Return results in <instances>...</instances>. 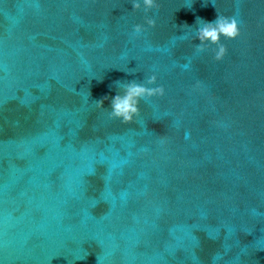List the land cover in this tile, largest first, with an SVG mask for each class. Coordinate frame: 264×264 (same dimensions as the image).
<instances>
[{"label":"water","instance_id":"95a60500","mask_svg":"<svg viewBox=\"0 0 264 264\" xmlns=\"http://www.w3.org/2000/svg\"><path fill=\"white\" fill-rule=\"evenodd\" d=\"M0 264H264V0H0Z\"/></svg>","mask_w":264,"mask_h":264},{"label":"clouds","instance_id":"9594fccd","mask_svg":"<svg viewBox=\"0 0 264 264\" xmlns=\"http://www.w3.org/2000/svg\"><path fill=\"white\" fill-rule=\"evenodd\" d=\"M133 7L139 9L143 7L144 11L150 10L156 3V0H132ZM201 23L197 26L195 31V40H198L202 46L203 42L208 41L215 43L219 40L221 35L227 37H234L237 35V21L234 18H227L222 16L215 17L214 20L206 21L200 17L196 18ZM148 24H154V20L148 19ZM190 27V26H189ZM142 26L134 25V32L139 33ZM223 53V47L220 46L217 53V58ZM155 75L147 77L145 82H140L135 79L127 81H115L118 91L110 99V115L115 118H119L124 122L132 121L133 118L139 112V101L145 96H151L153 94L161 93V87H150L155 81ZM109 97L104 96L101 99L95 100L98 107L103 108L104 100H108Z\"/></svg>","mask_w":264,"mask_h":264}]
</instances>
